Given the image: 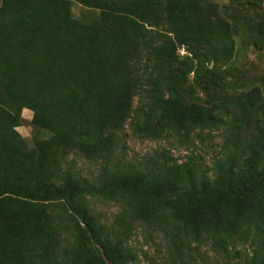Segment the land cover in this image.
Masks as SVG:
<instances>
[{
	"label": "trees",
	"instance_id": "obj_1",
	"mask_svg": "<svg viewBox=\"0 0 264 264\" xmlns=\"http://www.w3.org/2000/svg\"><path fill=\"white\" fill-rule=\"evenodd\" d=\"M70 1L101 9V24L73 19ZM122 1L132 6V17L117 14L116 7L105 0H1L0 136L4 143L0 145V264H132L123 237L128 238L131 221L136 220L172 226L169 236L183 242L207 239L215 253L227 252L239 231L254 225L260 237L255 254L243 264H264V207L257 199L264 192L263 102L251 97L239 101H245L246 109L258 107L261 118L245 145L247 154L240 168L231 166L228 153L214 165L210 179L201 169L197 171L203 172L202 176L196 178L192 163L178 167L170 165L169 158L151 159L143 167L127 170L103 165L93 183L62 168L55 145L70 150L78 140L89 148L99 144L101 151L108 152L102 143L103 133L119 128L128 103L127 87H136L128 77V65L139 38L137 21L144 19L143 9L148 4L145 0ZM198 2L163 0L160 7L178 45H188L182 36L187 32L182 28L186 15L198 19L200 12L204 18L200 16L197 23L209 33V45L199 56H209L211 62L227 59L232 47L211 43V9ZM233 22V35L237 36L238 21ZM223 35L226 38L228 32ZM151 49L158 73L153 76L150 72L147 78V113L145 120L134 126V134L159 135L149 116L154 107L158 110L155 124L165 125L177 135L227 126L214 111L190 104V94L177 88L180 76H187L192 68L172 69L165 76L160 60L170 59L175 44L166 39ZM221 82V74L212 72L203 89L221 88ZM163 88L166 97L158 95ZM23 108L44 109V129L51 134L30 154L18 147V136L9 135L4 124V116L12 114L16 119ZM3 149L6 152L1 153ZM88 198L123 201L122 230L113 233L101 224L89 209ZM65 216L67 225L72 226L63 224ZM63 228L71 229L72 245L59 249L56 243ZM37 242L41 252L26 250Z\"/></svg>",
	"mask_w": 264,
	"mask_h": 264
},
{
	"label": "rangeland",
	"instance_id": "obj_2",
	"mask_svg": "<svg viewBox=\"0 0 264 264\" xmlns=\"http://www.w3.org/2000/svg\"><path fill=\"white\" fill-rule=\"evenodd\" d=\"M145 1L148 7L143 9L142 22L137 21L139 38L133 46L134 52L128 65V77L135 82L136 87H127L128 103L123 107L119 128L103 133L102 143L108 152L101 151L99 144H93L92 148H89L85 141L78 140L73 141L74 146L70 150H63L65 148L60 144L55 145L57 153L59 151V157L58 154L56 157H62V168L73 171L84 182L93 183L99 177L103 165L109 169L127 170L143 167L151 159L158 158L161 161L169 158L172 159L170 165L175 164L178 167L192 163L196 178L207 172L205 176L210 179L214 173V165L230 153V162L234 164L231 166L239 169L247 154L245 145L251 140L253 128L261 118L258 107L246 109L245 101L251 97L253 101L264 103V0H199L198 5H209L211 9L209 16L212 17L211 26L214 31L211 43L217 41L232 47L229 57L218 62H211L209 56H199L206 53L209 45L206 42L209 33L197 23L202 16L200 12L198 19H191L186 15L182 28L187 32L182 36L188 45H178L172 27L161 11L163 0ZM105 3L114 5L117 14L128 17L133 15L132 6L122 0H105ZM68 7L70 16L76 21L88 25L101 24V9L74 1H70ZM203 18L202 16V20ZM234 19L238 21V24H235L237 36L233 35ZM225 30L228 32L226 38L223 35ZM177 36L180 37V34ZM166 39L175 44V50L169 60H160L164 63L165 76L172 69L192 68V72L187 76H180L177 88L190 94L193 98V103L190 104L214 111L215 116L227 121V126L216 130L194 129L188 134L177 135L165 125L155 124L158 110L154 107L149 116L159 135L134 134V126L141 124L147 113L149 102L144 98L150 94L147 78L150 72L153 76L158 73L155 55H150L151 46L157 47ZM216 71L221 74L222 87L210 91L203 89L208 84L211 73ZM158 95L166 97L165 89H161ZM243 99L244 102H239ZM226 112H229L227 117ZM45 118L44 109L37 108L32 111L23 108L16 119L12 114L4 116V124L9 135L16 134V140L20 143L22 141L21 144L16 141L14 143L21 147L25 154H30L35 151L37 143L51 138V134L44 129ZM3 143L4 140L0 136V145L3 146ZM84 148L88 149L87 154ZM2 152L6 150L3 149ZM197 169L203 172L199 173ZM228 175L239 179L236 174ZM257 199L264 207V192L259 194ZM87 204L109 231L115 233L122 230L119 218L126 210L123 201L107 202L100 198H88ZM63 219V224L67 225L69 218L65 216ZM171 227L160 222L144 224L138 220L131 221V232L128 238L124 236L123 240L126 250L133 258L132 264H243L255 254V243L260 237V234H256L257 228L254 225L242 228L229 243L227 252L215 253L207 239L202 238L198 242L192 239L187 242L172 239L169 236ZM71 229L63 228L56 243L59 249L71 247ZM174 248L178 252H175ZM41 249V243L37 242L29 245L26 250L41 252Z\"/></svg>",
	"mask_w": 264,
	"mask_h": 264
}]
</instances>
